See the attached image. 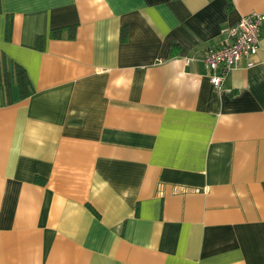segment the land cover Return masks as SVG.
I'll use <instances>...</instances> for the list:
<instances>
[{"label":"crops","instance_id":"crops-1","mask_svg":"<svg viewBox=\"0 0 264 264\" xmlns=\"http://www.w3.org/2000/svg\"><path fill=\"white\" fill-rule=\"evenodd\" d=\"M251 12L0 0V264H264V23L220 88L204 62Z\"/></svg>","mask_w":264,"mask_h":264},{"label":"built area","instance_id":"built-area-1","mask_svg":"<svg viewBox=\"0 0 264 264\" xmlns=\"http://www.w3.org/2000/svg\"><path fill=\"white\" fill-rule=\"evenodd\" d=\"M264 12L242 15L238 21L222 30L223 38L204 52V62L209 70L211 83L220 88L231 70L242 59L248 67L253 66V57L260 49L261 26Z\"/></svg>","mask_w":264,"mask_h":264},{"label":"trees","instance_id":"trees-1","mask_svg":"<svg viewBox=\"0 0 264 264\" xmlns=\"http://www.w3.org/2000/svg\"><path fill=\"white\" fill-rule=\"evenodd\" d=\"M4 57L5 56L3 54L0 56V78L5 76L4 73L6 71V59ZM13 72L14 78L20 90L21 97L27 96L30 93L31 84L25 70L18 64H15L13 67Z\"/></svg>","mask_w":264,"mask_h":264},{"label":"rangeland","instance_id":"rangeland-1","mask_svg":"<svg viewBox=\"0 0 264 264\" xmlns=\"http://www.w3.org/2000/svg\"><path fill=\"white\" fill-rule=\"evenodd\" d=\"M262 23H264V22H262Z\"/></svg>","mask_w":264,"mask_h":264}]
</instances>
